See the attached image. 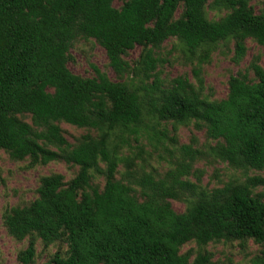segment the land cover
<instances>
[{"label":"trees","instance_id":"trees-1","mask_svg":"<svg viewBox=\"0 0 264 264\" xmlns=\"http://www.w3.org/2000/svg\"><path fill=\"white\" fill-rule=\"evenodd\" d=\"M207 9L224 14L209 19ZM77 39L103 48L117 80L92 64L89 78L68 69ZM171 40L194 82L159 77L158 51ZM247 40L264 48V12L250 0H0V151L27 168L77 167L67 181L41 176L33 200L4 210L7 235L27 240L17 262L35 264L37 243L56 248L46 264H212L205 247L221 242L264 250V193L256 191L264 176L248 175L264 170V65L252 56L220 100L203 92L200 76L219 47L232 45L238 65ZM61 123L87 133L70 144ZM168 124H191L214 144L201 148L192 136L165 147L174 160L163 174L146 171ZM209 158L243 179L202 186L193 165ZM189 243L196 251L181 252ZM253 264H264V251Z\"/></svg>","mask_w":264,"mask_h":264},{"label":"rangeland","instance_id":"rangeland-1","mask_svg":"<svg viewBox=\"0 0 264 264\" xmlns=\"http://www.w3.org/2000/svg\"><path fill=\"white\" fill-rule=\"evenodd\" d=\"M212 0H209L211 3ZM120 2L114 1L113 6L119 7ZM250 5L253 7L255 13L264 12V0H250ZM224 11L218 12L207 9V17L209 19H216L219 15H223ZM174 40L166 41L162 44L158 51V56L162 57L163 63L158 70L160 71L159 77L164 81H169L177 76L186 75L194 82L191 74V65L186 59L176 50H172ZM247 52L243 60L238 64H234L230 57L232 55V45L229 46V51L226 48L219 47L211 56L208 64L203 65L200 76L203 80V92L212 100H220L226 96L227 81L231 75L237 71H244L250 59L254 55H260L261 64L264 65V48L258 46L254 42L246 41ZM140 52L139 47L131 50L126 59L133 61L138 57ZM73 58L72 62L67 64L68 69L75 75L81 77H93L94 73L90 64L96 66L111 80H117L113 72L108 66V61L102 47L94 42V40L77 39L74 41L70 50ZM29 121V120H28ZM60 127L63 131L65 139L74 144L82 135L87 133V130L77 128L65 123H61ZM168 139L163 141V148L153 151L151 157L146 158L145 169L146 171H153L158 174H163L169 167L172 155L165 149L179 148L182 145L188 144L190 138L194 136L197 139L198 145L201 148L205 144H214L212 141L207 140L203 131L195 130L190 124L187 126H177L176 130L170 124L166 126ZM169 138H173L170 140ZM145 143V142H144ZM149 145H145V150H150ZM127 154V151L124 152ZM176 156V151H173V156ZM122 170V167H120ZM200 170L201 177L200 183L202 186L208 188L220 186L222 183L233 179H243L240 171H234L225 163L218 162L217 160L200 159L193 165V170ZM77 172V167L68 165L64 162H52L45 166H35L27 168V162H13L8 156L0 151V264H19L16 260V255L19 250H22L27 245V240L17 242L11 239L3 225L2 214L6 208L12 206L23 205L36 197L35 190L38 186V180L43 175L51 173H59L64 176L65 180L71 179ZM249 176L260 175L264 176L263 171H250ZM95 183L101 184V179L97 178ZM256 191H262L263 187H258ZM172 208L176 212H182L184 203L171 201ZM196 251L197 247L194 243L185 245L181 252L187 250ZM55 247H50L43 250L42 245L37 243V257L35 264H46L49 257L55 252ZM205 250L212 254V264H253V260L261 255L264 251L262 247L248 242L245 249H242L236 242L235 243H210L205 247Z\"/></svg>","mask_w":264,"mask_h":264}]
</instances>
